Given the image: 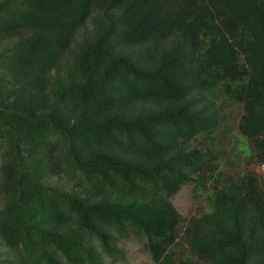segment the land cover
I'll list each match as a JSON object with an SVG mask.
<instances>
[{
	"label": "trees",
	"instance_id": "16d2710c",
	"mask_svg": "<svg viewBox=\"0 0 264 264\" xmlns=\"http://www.w3.org/2000/svg\"><path fill=\"white\" fill-rule=\"evenodd\" d=\"M222 139L264 165V0H0V264L132 238L155 264H264V175L222 170ZM184 184L207 210L182 234Z\"/></svg>",
	"mask_w": 264,
	"mask_h": 264
},
{
	"label": "rangeland",
	"instance_id": "374dc122",
	"mask_svg": "<svg viewBox=\"0 0 264 264\" xmlns=\"http://www.w3.org/2000/svg\"><path fill=\"white\" fill-rule=\"evenodd\" d=\"M226 113L229 119V124L231 129L234 132H237V126L238 121L240 118V114L242 113V108L233 103H226L225 104ZM200 139H198L195 143H199ZM237 142L240 141V139L236 140ZM219 145V142L217 143ZM220 146L222 149L226 150L227 161L229 160V163H223L221 166L222 170H230L232 168L240 170L243 169L245 166H248L250 168H254L258 173L261 175H264V165L259 163H252L248 164V162L239 161V159L233 160V148H234V142H231L227 139H222ZM238 155V154H237ZM48 183H58V184H66L68 187H71V183H69L65 177L61 176H53L52 178H49L47 180ZM174 206L177 208L179 213L182 216V222L180 225L181 233L183 234V230L186 227V224L188 221L193 217L201 214L203 211L207 210V202L206 197L202 196L200 198H197L193 195V185L192 184H184L181 189L176 193V195L172 198ZM121 247L126 252V258L125 260H118V261H112L109 258H106L105 264H155L150 255L146 252V250L143 248V245L140 244L138 241H136L134 238L128 241H123L121 243ZM0 250L7 252L8 248L5 244L0 240ZM179 254H188L189 248L187 245L183 247H178L175 249ZM191 253V252H190Z\"/></svg>",
	"mask_w": 264,
	"mask_h": 264
}]
</instances>
